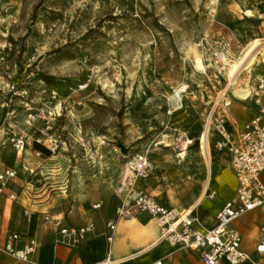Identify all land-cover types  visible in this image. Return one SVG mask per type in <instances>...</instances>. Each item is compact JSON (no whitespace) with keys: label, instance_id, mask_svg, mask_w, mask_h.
<instances>
[{"label":"rangeland","instance_id":"rangeland-1","mask_svg":"<svg viewBox=\"0 0 264 264\" xmlns=\"http://www.w3.org/2000/svg\"><path fill=\"white\" fill-rule=\"evenodd\" d=\"M255 39L264 54V0H0V166L14 165L20 136L66 163L70 184L115 204L124 163L146 153L160 192L177 194L179 135L226 102L237 122L253 113L220 57ZM253 69L255 88L264 64ZM28 114L39 117L30 126ZM49 120L55 152L40 134Z\"/></svg>","mask_w":264,"mask_h":264},{"label":"crops","instance_id":"crops-1","mask_svg":"<svg viewBox=\"0 0 264 264\" xmlns=\"http://www.w3.org/2000/svg\"><path fill=\"white\" fill-rule=\"evenodd\" d=\"M262 77L264 75L258 79ZM250 102L254 111L242 123L234 118L230 102H226L228 104L225 103V106H216V112L224 116L232 140L258 114V108L251 98ZM203 133L202 124L200 126L197 123L193 133L184 132L175 142L177 146L184 140H192V144L185 151L186 160L181 162L178 158L179 169L173 164L169 166L170 170L177 171L179 177L184 179L177 194L171 189L160 192L154 167L147 180L138 179L133 182L134 190L149 192L159 204L189 212L194 220L193 228L200 231L210 230L215 226L216 214L233 199L236 190V180L230 165L232 156L227 150L215 149L219 137L213 128L205 135L212 169L211 175H207V165L197 149L198 135ZM26 145L24 152L14 155V165L0 166V171L12 169L17 173L16 178L8 183L0 195L1 243L12 233L20 236L14 243L17 250L33 240L36 250L31 260L37 264H98L106 258L112 264H153L158 260L163 264H201L195 252L171 247L162 240L155 220L145 215L117 222L113 241L109 244L106 237L110 235V231L106 224L115 219V209L120 202L110 204L106 198L89 197L75 183L70 184L66 163L48 150L43 152L39 145ZM149 160L151 161L150 158ZM224 168L227 177L222 179L219 172ZM121 174L122 169L117 181L118 187ZM262 175L264 172L260 176L264 183ZM10 195H14L15 199L10 200ZM95 204H100L98 210L92 208ZM44 215L59 218L62 226L68 230H78L88 224L93 225V230L85 233L79 243L75 244L72 233L64 236L53 231L49 224L44 223ZM262 226L264 206L256 208L230 225L231 229L240 234V250L251 261L258 259L254 248L260 238ZM0 264H15V261L0 254Z\"/></svg>","mask_w":264,"mask_h":264},{"label":"built area","instance_id":"built-area-1","mask_svg":"<svg viewBox=\"0 0 264 264\" xmlns=\"http://www.w3.org/2000/svg\"><path fill=\"white\" fill-rule=\"evenodd\" d=\"M250 98L258 108V114L243 126L234 140L226 127L223 114L217 113L216 107L210 110L204 122L203 129L210 131L213 128L219 137L215 143V149L227 150L231 154L230 165L236 180L235 195L216 214L215 226L206 231L194 229V220L189 212L163 206L149 192L134 190L133 182L138 179L147 180L153 171V165L147 154L139 153L128 158L122 167L118 194H121L123 198L115 209V219L106 224L110 231V235L106 237L109 244L113 241L117 222L145 215L155 220L162 240L171 247L185 248L195 252L201 264H219L220 262L264 264V226L261 228L260 238L254 248V253L258 256L255 261H251L249 256L240 250L241 236L230 228V225L240 217L264 206V183L260 179L261 173L264 172V77L257 80L255 93ZM2 107L8 109L9 105L4 103ZM12 115L13 112L7 111L6 116ZM37 119H39L37 115L28 114L27 126ZM52 126V120L47 121L46 127L40 131V134L48 138L50 149L55 152L57 143L49 134ZM10 144L16 154L24 152L26 147V141L20 136H12ZM191 144L192 140H184L177 144V155L185 152ZM16 176V171L12 169L0 171V195ZM212 196L213 194L210 195ZM9 199L14 200L15 196L10 195ZM92 208L98 209L100 204H95ZM43 221L61 235L72 233L75 244L79 243L85 233L93 230L92 224L78 230H68L62 226L59 218L49 215H44ZM19 238L20 236L16 233L9 234L3 243L0 242V254L12 258L15 264H37L31 260L36 250V243L30 240L17 250L14 243ZM98 264H111V261L106 258ZM153 264H163V262L158 260Z\"/></svg>","mask_w":264,"mask_h":264},{"label":"bare ground","instance_id":"bare-ground-1","mask_svg":"<svg viewBox=\"0 0 264 264\" xmlns=\"http://www.w3.org/2000/svg\"><path fill=\"white\" fill-rule=\"evenodd\" d=\"M260 45L261 44L259 42V39L251 40L246 44V46L243 48L242 53L236 59L229 61L225 56L220 57L223 66L226 67L225 74L228 80V85L232 87L234 97H236L241 101L248 99L249 97L252 96V94L255 93V88L252 86V80H250V78H251L252 70H254L253 66L256 65L257 69L259 70L261 68V65L264 64V60H258L260 54L264 55L261 53L262 50L260 49ZM192 52H193L192 59L195 70L197 69L203 71L204 67L200 56L194 50ZM243 72L245 73L246 78L238 83V77ZM258 77H261V74H259ZM228 103H226L225 105H227ZM203 132H204L203 134L198 135L197 149L200 156L201 155L203 156L205 163L208 164L210 163L208 156V142L206 141V137H205V135H207L206 133L207 129L206 128L203 129ZM176 158H180L181 162L185 161L186 160L185 152H181L180 154L177 155ZM211 173L212 172H210L209 170L207 171V175L210 176Z\"/></svg>","mask_w":264,"mask_h":264}]
</instances>
